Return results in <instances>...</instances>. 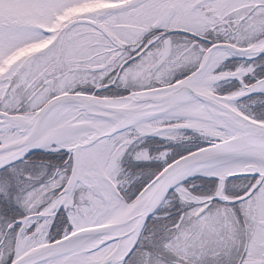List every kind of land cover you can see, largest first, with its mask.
Here are the masks:
<instances>
[{
	"label": "snow or ice",
	"instance_id": "snow-or-ice-1",
	"mask_svg": "<svg viewBox=\"0 0 264 264\" xmlns=\"http://www.w3.org/2000/svg\"><path fill=\"white\" fill-rule=\"evenodd\" d=\"M0 264H264V0H0Z\"/></svg>",
	"mask_w": 264,
	"mask_h": 264
}]
</instances>
